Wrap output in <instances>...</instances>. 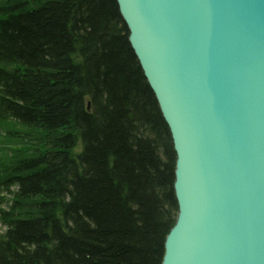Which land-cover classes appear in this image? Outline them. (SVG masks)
I'll use <instances>...</instances> for the list:
<instances>
[{"label": "trees", "instance_id": "16d2710c", "mask_svg": "<svg viewBox=\"0 0 264 264\" xmlns=\"http://www.w3.org/2000/svg\"><path fill=\"white\" fill-rule=\"evenodd\" d=\"M175 169L115 0H0V264H162Z\"/></svg>", "mask_w": 264, "mask_h": 264}, {"label": "water", "instance_id": "95a60500", "mask_svg": "<svg viewBox=\"0 0 264 264\" xmlns=\"http://www.w3.org/2000/svg\"><path fill=\"white\" fill-rule=\"evenodd\" d=\"M169 128L162 264H264V0H115Z\"/></svg>", "mask_w": 264, "mask_h": 264}, {"label": "rangeland", "instance_id": "374dc122", "mask_svg": "<svg viewBox=\"0 0 264 264\" xmlns=\"http://www.w3.org/2000/svg\"><path fill=\"white\" fill-rule=\"evenodd\" d=\"M0 229H1V224H0Z\"/></svg>", "mask_w": 264, "mask_h": 264}, {"label": "bare ground", "instance_id": "6f19581e", "mask_svg": "<svg viewBox=\"0 0 264 264\" xmlns=\"http://www.w3.org/2000/svg\"><path fill=\"white\" fill-rule=\"evenodd\" d=\"M117 3V2H116Z\"/></svg>", "mask_w": 264, "mask_h": 264}]
</instances>
